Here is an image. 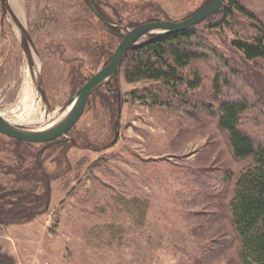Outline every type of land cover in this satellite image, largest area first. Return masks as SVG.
Instances as JSON below:
<instances>
[{
  "label": "rangeland",
  "instance_id": "1",
  "mask_svg": "<svg viewBox=\"0 0 264 264\" xmlns=\"http://www.w3.org/2000/svg\"><path fill=\"white\" fill-rule=\"evenodd\" d=\"M209 1L93 0L107 27L87 0H0V114L46 127L109 63L121 32L185 20ZM239 1L264 24V0ZM218 23L193 27L206 51L186 72L200 76V88L130 84L122 62L114 93H93L66 136L17 147L0 134V183L12 178L9 168L38 162L56 177L46 176L45 214L0 227V264H253L230 212L236 178L252 159L234 158L218 110L223 99L248 102L241 127L264 142V62L232 46L254 36L257 22L236 13Z\"/></svg>",
  "mask_w": 264,
  "mask_h": 264
},
{
  "label": "trees",
  "instance_id": "2",
  "mask_svg": "<svg viewBox=\"0 0 264 264\" xmlns=\"http://www.w3.org/2000/svg\"><path fill=\"white\" fill-rule=\"evenodd\" d=\"M95 7L98 10L97 6ZM236 13L258 24L254 27L256 28L254 36L245 40H235L232 46L246 61L264 62V24L239 0H224L222 12L203 22L219 19L217 25L222 26L235 17ZM199 39L196 28H191L184 32L151 39L128 51L122 60L126 66L127 82L130 84L143 80L163 82L175 92L181 89L194 91L200 88L202 84L200 76L191 71L186 72L193 62L204 57L203 52L206 50ZM145 91L147 90L140 93L144 94ZM138 93L133 92L131 95ZM248 110L249 104L244 100L223 99L218 110L219 126L228 136L234 158L252 159V165L236 178L230 212L233 227L242 244L244 258L253 264H264V142L256 141L242 129L241 119ZM15 141L17 147H22L25 143ZM52 145L54 144H50ZM43 167V164L38 162L35 168L27 170L9 168L7 172L12 178L7 184L0 183V227L28 223L49 210L50 188L46 176L50 181L56 177L53 174L47 175ZM3 168L0 166V171ZM206 181V186L212 188L214 178L207 177ZM24 186L27 187V191ZM43 194H46L45 197Z\"/></svg>",
  "mask_w": 264,
  "mask_h": 264
},
{
  "label": "water",
  "instance_id": "3",
  "mask_svg": "<svg viewBox=\"0 0 264 264\" xmlns=\"http://www.w3.org/2000/svg\"><path fill=\"white\" fill-rule=\"evenodd\" d=\"M6 0H1L4 3ZM89 8L107 27L111 24L96 9L93 0H87ZM224 0H210L193 15L182 21H155L142 24L130 29L125 33L121 32V42L116 48L109 63L97 74L91 77L69 100L65 115L55 124L42 129H29L13 125L6 121L0 114V134L18 141L45 144L51 143L63 136H66L81 118L87 105L89 97L102 87L107 88L111 93L112 81L118 77L124 55L151 39H157L168 35L187 31L200 24L207 18L218 15L222 12ZM118 95L121 93L117 90Z\"/></svg>",
  "mask_w": 264,
  "mask_h": 264
},
{
  "label": "bare ground",
  "instance_id": "4",
  "mask_svg": "<svg viewBox=\"0 0 264 264\" xmlns=\"http://www.w3.org/2000/svg\"><path fill=\"white\" fill-rule=\"evenodd\" d=\"M65 113V112H64ZM61 114V115H59L55 120H53L50 124H48L46 127H49V126H51V125H53V124H55L56 122H58L65 114ZM2 117H3V115H1ZM45 127V128H46Z\"/></svg>",
  "mask_w": 264,
  "mask_h": 264
}]
</instances>
